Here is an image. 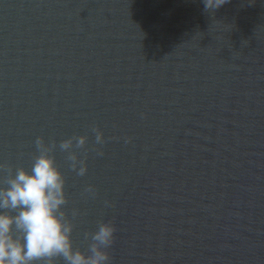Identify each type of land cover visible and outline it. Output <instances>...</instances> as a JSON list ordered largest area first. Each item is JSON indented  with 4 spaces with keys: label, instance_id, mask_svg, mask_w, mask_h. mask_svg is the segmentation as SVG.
<instances>
[{
    "label": "water",
    "instance_id": "1",
    "mask_svg": "<svg viewBox=\"0 0 264 264\" xmlns=\"http://www.w3.org/2000/svg\"><path fill=\"white\" fill-rule=\"evenodd\" d=\"M38 136L74 246L111 221V264H264V0H0V162Z\"/></svg>",
    "mask_w": 264,
    "mask_h": 264
},
{
    "label": "clouds",
    "instance_id": "2",
    "mask_svg": "<svg viewBox=\"0 0 264 264\" xmlns=\"http://www.w3.org/2000/svg\"><path fill=\"white\" fill-rule=\"evenodd\" d=\"M203 2L204 10L214 13L228 0ZM92 131L96 144L106 142L98 127ZM87 141V135H73L58 145L78 176L87 172ZM34 143L30 170L0 162V264H111L114 224L99 222L95 231L84 232L85 248L74 246L72 233L79 210L72 209L70 218L65 209V177L56 162L57 142L46 143L38 136ZM77 150H83V158ZM96 154L102 156L103 151ZM85 192L94 196V186L88 185Z\"/></svg>",
    "mask_w": 264,
    "mask_h": 264
}]
</instances>
